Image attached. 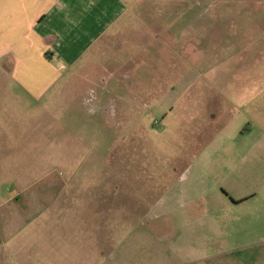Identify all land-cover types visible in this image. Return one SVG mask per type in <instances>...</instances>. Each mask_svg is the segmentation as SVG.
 I'll return each mask as SVG.
<instances>
[{
	"label": "rangeland",
	"instance_id": "obj_1",
	"mask_svg": "<svg viewBox=\"0 0 264 264\" xmlns=\"http://www.w3.org/2000/svg\"><path fill=\"white\" fill-rule=\"evenodd\" d=\"M120 2L118 33L0 113V264H264V147L238 110L206 127L197 81L264 93V0ZM86 204L124 217L80 222Z\"/></svg>",
	"mask_w": 264,
	"mask_h": 264
},
{
	"label": "crops",
	"instance_id": "obj_2",
	"mask_svg": "<svg viewBox=\"0 0 264 264\" xmlns=\"http://www.w3.org/2000/svg\"><path fill=\"white\" fill-rule=\"evenodd\" d=\"M125 11L120 0H0V82L13 81L25 92L0 93V113H7L12 97L24 99L27 106L32 101L41 102L72 68L85 61L102 37L119 32ZM134 63L130 65L137 66ZM205 73L199 70L197 81L203 87L213 86L203 92L211 96L205 104L211 117L206 127L221 131L236 122L238 110L245 122L240 132L244 144L264 147V93H230L212 83ZM225 73L216 76L219 81ZM254 134L255 139L251 137Z\"/></svg>",
	"mask_w": 264,
	"mask_h": 264
},
{
	"label": "trees",
	"instance_id": "obj_3",
	"mask_svg": "<svg viewBox=\"0 0 264 264\" xmlns=\"http://www.w3.org/2000/svg\"><path fill=\"white\" fill-rule=\"evenodd\" d=\"M107 193L110 196L109 200H111L112 194H113V188H112V186H110V184L107 187ZM118 194H119V192H118ZM67 197H69V195H66V198ZM97 200H99V199H97ZM101 208L96 206V205H93L92 208H89L88 204H86V208H84L85 209L84 213H80L78 215L79 221L80 222L98 223L102 219V217L105 215L107 221L110 222V224H113L111 226L116 227L115 223H118V220H120L122 217H124L123 216V210L120 208V204L116 205L114 207H109V204H108V206L106 208H103V209H101ZM130 209H132V208H130ZM127 215L125 216V218L131 220L133 213L128 212Z\"/></svg>",
	"mask_w": 264,
	"mask_h": 264
}]
</instances>
